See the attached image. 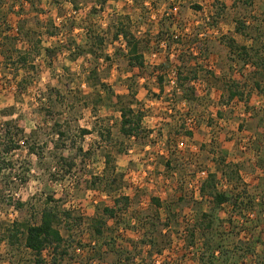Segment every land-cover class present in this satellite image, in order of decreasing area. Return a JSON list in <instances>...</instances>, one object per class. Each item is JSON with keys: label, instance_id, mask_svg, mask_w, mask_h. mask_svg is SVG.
<instances>
[{"label": "rangeland", "instance_id": "rangeland-1", "mask_svg": "<svg viewBox=\"0 0 264 264\" xmlns=\"http://www.w3.org/2000/svg\"><path fill=\"white\" fill-rule=\"evenodd\" d=\"M260 58L264 0H0V264H36L9 229L47 204L72 212L48 264H212L210 235L217 264H264ZM122 105L143 111L139 135ZM204 170L230 196L220 207Z\"/></svg>", "mask_w": 264, "mask_h": 264}, {"label": "trees", "instance_id": "trees-1", "mask_svg": "<svg viewBox=\"0 0 264 264\" xmlns=\"http://www.w3.org/2000/svg\"><path fill=\"white\" fill-rule=\"evenodd\" d=\"M240 27L239 30H241ZM122 31L124 32L125 37H127L130 52L134 55L133 59L136 60L138 64L143 65V55L139 53L140 43L132 35L129 27H127L126 29L124 26H122L121 28H119L118 33ZM118 33L116 36H118ZM230 47L233 49L242 48L244 50V55L246 57L250 56V52L248 51V49L245 46L241 47L240 45H236V42L234 40H231ZM21 61L26 64L28 61L27 57H22ZM261 63L264 67L263 58L261 59ZM240 95L242 96L243 93L239 90L237 85L230 87V96L232 98H235ZM120 111L122 116L121 130L123 134L125 136L130 137L139 135L143 131L141 125L143 119V111H135L131 106L126 105H122L120 107ZM83 132L86 133L88 132V130L83 129ZM61 134L64 135L63 132H61ZM7 148L8 150L11 149L10 147ZM71 164L73 165V163ZM226 174H230L231 176L235 175L237 176V178H240L238 171L234 169H231L230 172L227 171ZM216 177L217 175L215 174L208 175L202 182L201 190L204 195L208 194L212 197L214 207H220L230 200V196L225 190H221L218 188V182ZM123 199H125L128 203V196H125ZM52 200L53 199H51V201ZM154 200L157 202V204H159V206H161L159 199ZM104 211L110 214V216H113L115 214L114 208L106 207ZM71 216V211L59 213L56 207L47 204L41 211V219L38 223H31L29 221L14 222V228L9 229V239L12 243L16 244V241L19 239V235H23L25 246L30 249L35 256V263L48 264L44 259L45 250L51 248L55 253L59 252L62 256L67 254V250H60L63 247L64 242H66V239L63 236L59 227L62 224L64 218L69 219L71 218ZM201 217L202 218L201 220H199L197 226L206 230L210 234L212 232V229L214 228V214L212 212H205L202 214ZM102 219L104 218L96 219L94 223V229L98 235H103L104 225L106 224V222L102 221ZM168 222H170V219L167 220V223ZM196 228L197 227L192 228L191 238H194L196 236ZM208 238V252L210 253V262L212 264H217L216 251L222 253L224 252L223 242L221 240L219 241V237L216 238L217 240L213 237L211 238V235Z\"/></svg>", "mask_w": 264, "mask_h": 264}, {"label": "built area", "instance_id": "built-area-1", "mask_svg": "<svg viewBox=\"0 0 264 264\" xmlns=\"http://www.w3.org/2000/svg\"><path fill=\"white\" fill-rule=\"evenodd\" d=\"M184 146V142H181L180 143V147ZM201 176H203L202 178H206L208 175H207V172L204 170L201 172Z\"/></svg>", "mask_w": 264, "mask_h": 264}]
</instances>
